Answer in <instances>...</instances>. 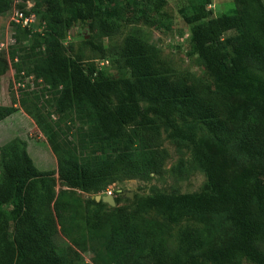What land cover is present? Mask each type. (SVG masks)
Here are the masks:
<instances>
[{"label": "trees", "instance_id": "1", "mask_svg": "<svg viewBox=\"0 0 264 264\" xmlns=\"http://www.w3.org/2000/svg\"><path fill=\"white\" fill-rule=\"evenodd\" d=\"M8 1L0 0V14L9 8ZM104 1L36 0L29 10L19 8L46 23L34 34L29 56L35 75L53 92L58 120L47 123V129L61 180L83 191H101L121 174L149 177L164 159L158 147L165 125L171 129L169 137L193 144L194 159L212 192L158 191L138 197L133 209L110 206L87 212L84 226L67 216L72 202L65 191L56 192L57 171L40 170L26 147L13 141L0 157V264H74L71 253L80 254L72 247L70 253L59 250V231L81 250L90 249L95 264H264V76L246 65L252 59L264 68V0H237L235 13L220 16L201 4L186 15L193 24V50L222 85L215 91L198 79L167 71L153 47L135 35L125 39L119 74L68 55L63 39L81 23L90 26ZM15 25L21 28L19 42L33 29ZM102 25L109 27L106 21ZM42 44L43 50L35 51ZM6 68L0 60V70ZM239 96L241 101H231ZM177 113L204 124L219 143V154L195 130L174 123ZM76 121L77 142L63 138ZM236 145L251 163L242 165L234 187L229 153ZM143 204L165 210V221L144 215ZM203 213H225L232 223L231 237L205 247L195 228H185L179 252L168 257L165 243L171 227Z\"/></svg>", "mask_w": 264, "mask_h": 264}, {"label": "rangeland", "instance_id": "2", "mask_svg": "<svg viewBox=\"0 0 264 264\" xmlns=\"http://www.w3.org/2000/svg\"><path fill=\"white\" fill-rule=\"evenodd\" d=\"M36 0H9V8L0 14V60L7 68L0 70V157L2 148L13 141H19L26 147L35 165L42 171L55 170L57 178L56 192L65 191L72 202L67 216H74L84 226L86 213L97 210H109L110 205L102 206L101 201L88 205L87 201L98 194L111 193L118 197L116 207L133 209L138 205V197H145L161 191L173 195L192 193L206 195L212 192L206 172L199 166L193 156L191 142L169 137L170 127L163 126L160 136V147L163 161L158 171H153L149 177L131 174H121L101 191H83L67 185L58 173V160L54 153L49 136L47 123L54 124L58 115L52 105L53 92L42 78L33 71L31 61V46L34 45L35 33H41L46 27L45 21L38 18L35 27L30 30L22 42L16 38L21 28L13 24L16 9L24 7L31 9ZM206 4L214 11L215 16L223 13H235L237 0H105L100 3L101 12L90 26L81 23L72 29L63 39L67 54L81 62L94 63L108 71L119 74L123 67L124 42L127 36L135 35L149 43L158 58L163 61V67L170 73L180 77L198 79L206 83L212 91L222 88L216 79L210 76L204 60L193 50V24L186 20V15L193 13L197 6ZM42 21V22H41ZM106 21L109 27L102 25ZM112 28V29H111ZM88 35V38L83 34ZM232 35L228 32L227 36ZM92 38V42L88 41ZM88 39V40H87ZM102 48L104 52L100 49ZM42 47H35L41 52ZM30 57V58H29ZM247 67L264 76V68L252 59ZM239 96L231 101H241ZM148 104L147 100H141ZM174 123L186 129L196 131L198 138L214 154H219L220 145L212 133L196 119H183L177 113ZM69 134H63L71 140L77 139L75 133L80 126L76 121ZM234 187L238 185L240 169L243 164L250 165L242 154L239 146L230 149L229 153ZM253 166V165H252ZM144 205V204H143ZM142 213L148 217L165 221L167 212L161 207L144 205ZM195 228L204 238L205 247L225 243L232 235V223L225 213H203L182 219L175 223L166 238L165 250L168 257H174L180 250V238L185 228ZM57 247L61 252H69L72 247L80 255L71 253L74 264H95L94 253L81 250L73 245L71 240L59 231L55 237ZM264 250V242L261 243ZM208 264H217L209 262ZM243 264H250L245 261Z\"/></svg>", "mask_w": 264, "mask_h": 264}, {"label": "built area", "instance_id": "3", "mask_svg": "<svg viewBox=\"0 0 264 264\" xmlns=\"http://www.w3.org/2000/svg\"><path fill=\"white\" fill-rule=\"evenodd\" d=\"M13 22L22 27L34 28L37 23V15L34 12L27 14L23 10L16 9L13 16Z\"/></svg>", "mask_w": 264, "mask_h": 264}, {"label": "water", "instance_id": "4", "mask_svg": "<svg viewBox=\"0 0 264 264\" xmlns=\"http://www.w3.org/2000/svg\"><path fill=\"white\" fill-rule=\"evenodd\" d=\"M87 37H88V35H87ZM94 198L97 201H103V202L109 204L113 208L116 207V200H115L114 195L111 192L105 193V194H98V195L94 196Z\"/></svg>", "mask_w": 264, "mask_h": 264}]
</instances>
